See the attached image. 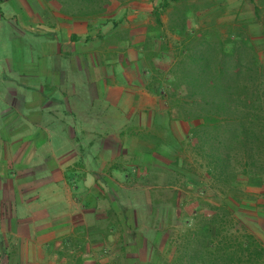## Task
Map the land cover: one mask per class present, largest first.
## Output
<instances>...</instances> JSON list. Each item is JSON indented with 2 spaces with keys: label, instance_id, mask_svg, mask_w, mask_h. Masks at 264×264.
<instances>
[{
  "label": "rangeland",
  "instance_id": "obj_1",
  "mask_svg": "<svg viewBox=\"0 0 264 264\" xmlns=\"http://www.w3.org/2000/svg\"><path fill=\"white\" fill-rule=\"evenodd\" d=\"M35 2L25 8L12 0H0V140L23 145L24 149L15 153L23 154V159L27 157V163L38 156L51 161L60 146L65 147L68 136L56 131L52 120L40 116L45 113V105L51 108L53 116L57 111L65 112L70 118L66 123L74 121L73 114L67 113L73 94L66 98L63 89L74 82L72 78L79 84L87 80L85 72L73 69L71 60L63 62L65 68H57L58 72H64L61 78L64 88L55 87L58 80L46 79V70L42 68H49L48 65L52 68L56 59L49 51L53 37L60 38L61 34L55 36L43 25L22 26L19 10L30 15H35L33 9L65 15L56 0ZM161 2L142 0L129 5L113 2L104 15L109 19L110 29L90 45L102 52L101 58L109 66L125 65L129 79L139 78L142 86L130 90V103L123 111L133 108L138 114L142 112L143 117L130 123L110 119L115 122L114 127H122L117 134H108L112 133L109 126L94 136L77 133L79 159L74 167L82 168L87 163L90 170L109 177L105 181L103 176L97 187H93L90 197L93 217L85 229L75 232L78 240L85 239L91 244L85 247L90 256L85 262L70 264H179L177 259L183 253H203L198 234L211 236L209 242L213 241L218 229L223 234H253L264 245V179H248L242 175V150L237 147L230 150L231 157L237 161L229 175L239 173L235 183H224L210 176L207 161L196 150L197 141L187 135L190 124L173 120L168 100L166 103L159 94L144 87L151 78L147 75L150 70L147 56L151 55L159 68L165 70L180 42V37L167 29L172 8L158 15L153 12ZM187 4L199 10L213 6L198 14L188 13L191 30L214 23L225 36L235 30H245L264 61V0H188ZM255 6L259 8L257 15ZM111 32H116L117 37H109ZM144 46H150L151 53ZM152 51H159L161 56L157 58ZM67 57L66 53L60 56L62 60ZM166 72L167 69L163 80L170 79ZM22 74L26 77H21ZM162 92L168 98L175 96L169 95L166 86ZM109 110L116 109L110 106ZM139 124L141 126L134 127ZM2 127H6L9 134H4ZM101 141L107 144L108 150L99 153ZM99 159L108 163L102 171H99ZM48 169L50 167L45 166L43 170ZM15 171L16 168L9 170V178L15 177ZM76 180L75 185L80 187V179ZM17 192L15 188L12 198H19ZM99 193L105 197L101 198ZM220 240L216 239L213 247L217 248ZM80 250L83 247L73 248L70 256Z\"/></svg>",
  "mask_w": 264,
  "mask_h": 264
},
{
  "label": "crops",
  "instance_id": "obj_2",
  "mask_svg": "<svg viewBox=\"0 0 264 264\" xmlns=\"http://www.w3.org/2000/svg\"><path fill=\"white\" fill-rule=\"evenodd\" d=\"M35 1L12 0L17 6L25 8L33 6ZM33 10L35 15H30L23 9L19 10L22 12L19 21L22 26L29 28L32 25L39 27L43 25L55 36L56 33L61 34L60 38L53 37L54 43L51 44L52 47L50 46V55L56 59L52 68L50 65L49 68H42L43 71H47L44 72L46 79L51 81L55 79V82L58 80L55 87L64 88L65 82L61 80L64 72L63 70L58 72L57 68L61 66L65 68L63 62L71 60L73 69L85 72L87 80L79 84L72 78L71 81L74 82L68 84L69 86L65 85L63 89L64 97L73 94L72 100L68 101L67 113L73 114L74 121L69 120L66 123L65 120L70 118H67L65 112L57 111V115L53 116L50 107L45 108V105L43 107L45 113L40 117L52 120L53 128L58 132L63 131L68 136L65 139L67 142L65 147L60 146V150L56 155L53 154L51 161L38 156L27 163L25 161L27 157L23 159V154L15 153L16 150L22 151L23 145L15 146L7 140H0V190L3 193L0 199V264L81 263L87 261L90 256V251L86 248L91 244L85 239L78 240L75 232L85 229L87 222L93 217V210L90 209L93 187H97L103 176L105 181L109 176L106 177L102 173L98 175L95 170H90L87 163H84L82 168L74 167L79 159L75 142L77 133L94 136L93 134L98 132L103 133L106 126H109L112 133L108 134H117L122 127H114L115 122L110 119H115L116 122L126 121L125 123H130L135 118L142 120V112L138 114L133 108L128 112L123 111L124 106L130 103V90L142 86V83L139 78L137 80L133 77L128 78L126 74L128 68L126 69L125 65L115 63L116 67L109 66L101 58L102 52L90 46L96 39L105 35L106 29H110L108 18L103 16L75 19L47 10ZM23 13L26 15L24 19ZM69 50L72 53L68 52ZM64 53L68 54V57L62 60L60 56ZM21 77L24 78L26 75L22 74ZM72 84L75 87H72ZM110 106L116 110L111 112ZM139 106L141 107L140 101ZM139 126L141 124L134 127ZM2 129L4 134H9L6 133V127ZM106 150L107 144L101 141L99 153ZM107 164L104 159H99L98 165L101 166L99 171ZM45 166H49L50 170L45 172L43 170ZM11 168H16L13 179L8 176ZM76 179H80L81 188L75 185L78 183ZM15 188L18 190L19 198H12ZM87 188H91V191ZM99 190L103 193L100 188ZM99 195L101 198L105 197L100 193ZM76 247H83V250L70 256L72 249Z\"/></svg>",
  "mask_w": 264,
  "mask_h": 264
},
{
  "label": "trees",
  "instance_id": "obj_3",
  "mask_svg": "<svg viewBox=\"0 0 264 264\" xmlns=\"http://www.w3.org/2000/svg\"><path fill=\"white\" fill-rule=\"evenodd\" d=\"M56 1L63 15L92 19L103 17L113 2L129 5L142 0ZM187 1L162 0L154 7L157 15L172 8L167 29L179 36L180 42L166 68L170 79L163 80L166 69H160L151 55L147 56L150 69L147 75L151 78L144 87L159 94L166 103L168 100L173 120L190 124L187 135L197 141L196 150L207 161L210 176L224 183H235L239 173L229 175L237 161L231 157L230 150L237 147L243 154L242 175L248 179H264V61L245 30H235L225 36L216 23L191 30L188 13L198 14L213 6L199 10ZM258 12L255 6L256 15ZM109 37H117L116 32H111ZM144 47L148 50L150 46ZM152 52L157 58L161 56L159 51ZM164 86L169 95L175 96H165ZM198 237L203 253H183L177 259L179 264H264V245L253 234H223L218 229L213 241L207 242L209 235L198 234ZM216 239H221L217 248L213 247Z\"/></svg>",
  "mask_w": 264,
  "mask_h": 264
}]
</instances>
